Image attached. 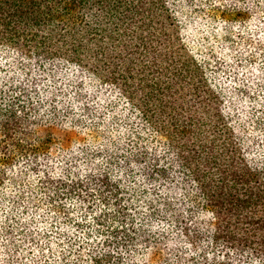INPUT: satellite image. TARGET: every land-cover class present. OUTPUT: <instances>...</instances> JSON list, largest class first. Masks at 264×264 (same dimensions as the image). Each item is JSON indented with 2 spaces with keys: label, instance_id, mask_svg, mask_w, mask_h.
Segmentation results:
<instances>
[{
  "label": "trees",
  "instance_id": "1",
  "mask_svg": "<svg viewBox=\"0 0 264 264\" xmlns=\"http://www.w3.org/2000/svg\"><path fill=\"white\" fill-rule=\"evenodd\" d=\"M0 264H264V0H0Z\"/></svg>",
  "mask_w": 264,
  "mask_h": 264
}]
</instances>
